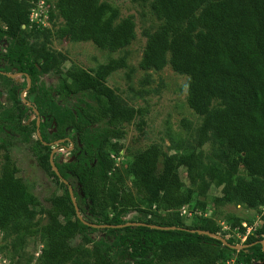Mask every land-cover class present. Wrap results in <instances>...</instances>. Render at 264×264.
I'll return each instance as SVG.
<instances>
[{"label":"trees","instance_id":"trees-1","mask_svg":"<svg viewBox=\"0 0 264 264\" xmlns=\"http://www.w3.org/2000/svg\"><path fill=\"white\" fill-rule=\"evenodd\" d=\"M32 1L0 0V71L22 72L26 80L30 78L27 95L32 96V106L20 96L27 81L19 86L2 73L0 79L10 83V98L21 102L18 113L10 112L7 118L19 119L22 131L27 133L29 128L21 123L27 111L38 110L41 138L36 143L45 149L39 162L64 191L41 209L47 223L26 220L25 215L32 218L29 210L41 203L18 177L17 167L6 153L0 172V229L14 233L19 245L38 236L43 245L37 264H119V258H128L132 264H217L232 254L239 264H264V0L150 1L161 23L148 34L140 66L161 69L168 63L176 72L188 75L187 102L202 121L192 148L170 152L171 148L153 142L130 152L126 166L130 187L122 173L114 171L117 163L110 152L118 153L121 147L123 124L142 111L122 104L102 82L116 67L115 61L99 69L98 76L71 66L57 86L39 87V76L49 69L60 71L62 61L61 54L45 42L36 47L27 38ZM56 7L63 19L56 30L61 38L91 40L101 48L117 50L135 37L133 18L119 20V10L109 0H56ZM79 95L82 104L73 101ZM105 118L104 128L94 126ZM70 134L80 152L66 161L53 160L71 183L82 216L91 223L144 222L218 233L221 227L212 214H206L207 209L215 212L227 202L258 211L260 223L246 235L247 246L239 250L185 229L86 225L76 214L67 184L51 167V146L44 144ZM212 139L222 148L223 160L204 172L200 169L201 147ZM179 165L186 168L188 185L180 178ZM239 168L243 173L239 174ZM212 183L222 185L220 195L208 196ZM187 206L196 216L190 224L181 213ZM131 210L141 213L137 221L126 219ZM224 218L242 234L247 229L244 222L252 226L255 220L234 213ZM97 231L104 234L96 237ZM75 234L82 237V243L71 245L69 240ZM226 239L236 243L233 237Z\"/></svg>","mask_w":264,"mask_h":264},{"label":"rangeland","instance_id":"rangeland-1","mask_svg":"<svg viewBox=\"0 0 264 264\" xmlns=\"http://www.w3.org/2000/svg\"><path fill=\"white\" fill-rule=\"evenodd\" d=\"M109 1L118 8L119 20L131 16L135 21L134 39L128 45L117 50L101 48L91 40L75 41L59 37L56 30L63 23V19L58 13L56 0L32 1L29 26L25 30L27 38L36 47L45 42L50 50L61 54L60 71L49 69L42 73L38 79L39 87L51 88L57 86L61 77L65 76V70L71 66H77L90 71L93 76H98L99 69L112 61L116 62V67L110 69L104 75L102 82L114 90L116 97L122 104L142 111L141 114L135 115L130 122L123 124L125 134L119 140L121 147L118 153L110 152L111 157L117 163L114 171L122 173L125 185L130 187L131 180L126 175L130 152H135L153 142L160 143L166 150L171 148L168 150L170 152L181 151L185 146L192 148L197 139L196 127L201 123L202 116L195 113L188 105V75L176 72L168 63L161 69H143L140 66L148 34L153 32L161 23V20L152 11L151 0ZM34 9L36 10L32 16ZM38 10L40 15L35 18ZM34 26L42 30L39 32L37 28H33ZM23 27L25 28V24H23ZM16 77L19 86H23L26 81L28 82L23 75H17ZM9 88L10 83H5L0 79V143L4 145L0 148V172L4 156L9 153L17 167L18 177L41 203L38 207L29 210L32 218L25 215L26 220L30 218L35 222L45 224L48 219L41 209L49 206L50 199L63 193L64 189L39 162V154L44 155L45 149L39 147L36 143L37 130L32 125V121L36 123L38 114L27 111V117L21 121L23 125H29L27 133L22 131L23 126L19 127V119L12 121L11 118H7L8 113H18L19 107H21V102L17 97L10 98ZM24 95L26 101L22 100V102L31 103L32 96L27 95V92ZM82 97V95H79L73 101L82 104L84 100H82ZM85 100H89V98L85 97ZM39 119H42L41 116H39ZM106 120V118L101 119L95 122L94 126L102 129L106 126ZM50 140H52V147H58L54 151L53 157H57L62 161L68 160L72 155L70 153L71 149L66 148L69 141L64 143L65 147H61V144L56 145L57 143L53 142V139ZM73 140V138H70V141ZM201 149L203 151L202 166L200 168L202 171L206 172L215 163L222 162V148L213 139L203 144ZM178 172L181 180L188 185L189 179L186 168L179 165ZM238 172L239 174L243 173L242 168H239ZM221 188L222 185L212 183L207 192L208 196L220 195ZM201 198L208 199L207 197ZM207 210L206 214H212V217L220 225V232L225 234L224 237H233L236 241L235 244H246V235L253 231L255 225L260 223V213L242 203L227 202L219 206L215 212L209 206ZM181 213L186 224L192 223V219L196 217L194 210L188 206L182 209ZM228 213L254 217V224L247 226L244 222L247 229L242 234L238 228H230L226 223L224 217ZM262 213H264V207H262ZM140 217V212L131 210L126 219L137 221ZM220 232L218 234L222 235ZM103 234L101 231L94 233L96 237ZM69 243L71 245L82 243V237L75 234L70 238ZM42 245V241L38 236L29 237L22 245H19L18 238L14 233L4 232L0 229V264H37L36 259ZM86 246L90 247L91 244L88 243ZM118 263L132 264L128 258H119ZM220 263L239 264L236 261L235 254L221 260Z\"/></svg>","mask_w":264,"mask_h":264},{"label":"water","instance_id":"water-1","mask_svg":"<svg viewBox=\"0 0 264 264\" xmlns=\"http://www.w3.org/2000/svg\"><path fill=\"white\" fill-rule=\"evenodd\" d=\"M0 73L2 74H5L7 76H10V77H13L15 78L17 75H21V72H16V73H7V72H3V71H0ZM30 86V78L28 77V84L27 86L25 87V89H23V91L21 92V98L23 101H26V98H25V92L27 91V89L29 88ZM28 105H31L30 102H27ZM34 111L36 113H38V110L36 108H34ZM39 123H40V119L39 117L37 118V134H38V137L41 138V133L39 131ZM56 150V148H53V150L51 151L50 153V156H49V162L51 164V167L53 169V171L58 175V177L64 182L67 184L68 186V189H69V193H70V197H71V200H72V203L74 205V208H75V211H76V214L78 216V218L86 225H89V226H92V227H96V228H102V227H122V226H125V225H148L150 227H153V228H158V229H185L187 231H190V232H197V233H200V234H205V235H208V236H211V237H214V238H217L219 239L223 245H226L230 248H233V249H241V248H244L247 246V244H233V243H230L227 241V239L218 234V233H215V232H211V231H208V230H204V229H189V228H183V227H177V226H163V225H157V224H147V223H144V222H126L124 224H119V225H109V224H96V223H91L87 220L84 219V217L82 216L81 212H80V209H79V206H78V203H77V200H76V197L74 195V191H73V187L71 186V184L69 183V181L67 179H65L61 173L59 172L57 166L55 165L54 163V160H53V156H54V151ZM261 243L264 245V241L262 240Z\"/></svg>","mask_w":264,"mask_h":264},{"label":"flooded vegetation","instance_id":"flooded-vegetation-1","mask_svg":"<svg viewBox=\"0 0 264 264\" xmlns=\"http://www.w3.org/2000/svg\"><path fill=\"white\" fill-rule=\"evenodd\" d=\"M14 73H16V72H14ZM21 75H23V73L21 72ZM24 76V75H23ZM13 78V77H12ZM13 79H15L16 80V82H19L18 81V79H17V77H15V78H13ZM27 80H28V78H27ZM28 84V83H27ZM27 86V85H26ZM25 86V87H26ZM30 87V86H29ZM23 89H25V88H23ZM29 89V88H28ZM28 89H27V91H28ZM26 91V92H27ZM25 92V93H26ZM28 105V104H27ZM29 106H32V103H31V105H29ZM33 110H34V108H33ZM36 113V112H35ZM36 114H38V116H37V118L39 117V113H36ZM36 130L38 131V129H37V119H36ZM37 136H38V134H37ZM70 138H73L74 140L73 141H70ZM52 140H50L49 142H45L44 141V144H46V145H50L51 147L53 146L52 145V142H51ZM69 141V145L68 146H66V148L67 149H71L70 150V153H72V155L70 156V159L71 158H75V155H74V152H76V153H79L80 152V150H78V145H77V142H76V140H75V137L72 135V136H70V135H68V136H65V137H60V138H55V139H53V142H56L57 144L56 145H58V144H61L62 146L61 147H65V144L64 143H67ZM81 146V145H80ZM53 148H56V149H58V147L57 146H55V147H52L51 148V151L53 150ZM51 153V152H50ZM66 161V160H65ZM70 183V182H69ZM71 184V183H70ZM72 186V185H71Z\"/></svg>","mask_w":264,"mask_h":264},{"label":"built area","instance_id":"built-area-1","mask_svg":"<svg viewBox=\"0 0 264 264\" xmlns=\"http://www.w3.org/2000/svg\"><path fill=\"white\" fill-rule=\"evenodd\" d=\"M35 10H36V9L33 10V12H32V16H33V13L35 12ZM36 13H37V15H36L35 18H38V16L40 15V11L38 10V11H36ZM31 18H32V17H31ZM217 264H221V263L219 262V263H217Z\"/></svg>","mask_w":264,"mask_h":264}]
</instances>
